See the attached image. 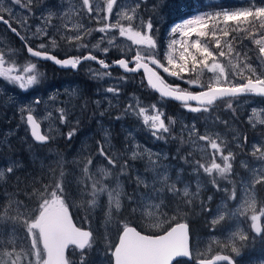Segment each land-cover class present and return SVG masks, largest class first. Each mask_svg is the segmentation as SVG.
<instances>
[{"label": "rangeland", "instance_id": "rangeland-1", "mask_svg": "<svg viewBox=\"0 0 264 264\" xmlns=\"http://www.w3.org/2000/svg\"><path fill=\"white\" fill-rule=\"evenodd\" d=\"M91 2L102 4L104 0H91ZM248 2L249 0H233V8L228 9L223 8V5L217 0H206L205 7H208L206 10L194 12L183 20L195 16H204L206 13L211 15L232 10L244 6ZM256 2L260 3L261 0H256ZM122 3L134 7V0H122ZM9 8L12 9L11 14L8 12ZM79 8V0H42V3L33 4L32 11L35 15L27 17L28 27H25L20 23V20L24 19L25 9L13 5L11 0H0V14L6 18L11 15L12 27L18 29L20 38H28L27 41L21 39L33 49H36L40 41L32 39L31 34L35 32L37 26L42 24V17H47L51 13V20H49L47 27H49L50 33L56 35L59 47L53 49L49 45V50L58 52L61 56L71 54L75 57L80 56L81 53L89 54L91 52V54L99 57L108 55L107 58L111 56L114 59L124 58L127 60L146 50L147 46H136L126 37H120L118 30L115 31V36L111 37L112 43H109L107 39H101L105 35L110 36L111 33L93 31L91 36H84V43L88 45L85 48H77L75 45L61 40L55 29L50 27L52 24L61 27L62 31L69 35H74L77 32L83 34L86 29H96L102 26L96 19H90L86 12L81 15ZM174 24L168 28L159 41L157 40V44L159 42L163 46V58L170 43V28ZM6 29L10 32L7 25L0 23V32H5ZM217 36L221 40L222 50L227 54L232 36L224 37L220 33ZM192 39L197 38L193 36ZM45 41L47 42V38ZM208 42L211 44L210 50L217 51L211 38ZM242 45L237 43V46ZM244 45L247 44L244 43ZM104 48L108 49L106 53ZM158 51L160 58L159 46ZM0 54L6 57L5 66H14L17 71L29 62H34L26 56L22 58L20 52L12 45L10 38L5 37L3 33H0ZM174 55L178 58V48L175 49ZM9 57L10 59H7ZM112 61L114 60L110 62ZM217 61L225 66L227 71H242L245 75L248 74L247 69L241 67L244 62L243 57L240 59L235 54L232 56L218 55ZM87 62L93 63L85 61L78 65L75 82L64 83L53 89L40 88L37 82L27 90H21L17 85L0 77V111L2 112V116L1 114L0 116L1 119H5L3 123L0 119V172L4 173L3 177H0V203H4L6 206L9 204L14 206L19 202L23 207L25 202L17 196L19 187L21 185L22 187L30 186L31 184L30 191L36 189L34 178L30 177L28 182L21 179L22 173L27 172L31 165L29 163L24 165L20 155H24L25 158L23 159L28 160L37 169L52 170L59 168L58 175L61 171L64 172L65 180L72 191H75L77 181L81 179L82 165L91 157L94 161L91 166L93 174H99V169L106 167L109 171L107 183L114 188L119 184L121 207L116 209L114 204L110 206L107 195L100 196L95 206L88 205L80 199L73 202L70 212L74 223L80 228L91 230L90 237L93 246L88 253V264H110L111 249L108 248V245L114 243L119 230L124 227L125 223H131L134 216L137 227L148 232H159L168 225L173 215L184 222L183 215L186 206L196 208L195 214L203 213L208 225L203 234H194L191 237V245L195 250L194 255L202 254L203 258L208 259L215 254H228L234 258L235 264H261L264 262V240L260 238L249 239L246 242L236 240L235 245L239 248V255L231 251L233 243L231 240L227 241L228 247H225L224 244L232 232L247 228V225L239 224V220L242 219L241 216L232 215L236 212V208L229 207L235 203L229 199L233 188H239L240 202L242 203L243 199L246 198L245 186L252 183L256 171H264V159H259L258 153L253 154V145L257 142L264 143V124L257 122L254 125L249 122L250 118L253 117V110L256 112L255 119L257 121L264 118V98L253 96L234 98L232 104L235 110L225 108L226 111H223L220 104H214V110L209 113H193L187 107L178 105L179 108L174 116L168 114L169 116L164 117L166 123L168 118H172L174 121V123L169 124L171 134L167 135L164 140H157L151 135L150 127L144 124L143 117H140L138 113L139 106L143 105L146 114H152V105L160 104V99L143 102V99H138L130 92L138 78L119 80L118 78L121 76L108 71L111 68L107 70L110 75L100 78L97 74L105 71L99 69L95 63L93 64L97 67H92ZM232 64L236 65L235 69L232 68ZM189 67H191L190 64ZM252 67L257 70H264L255 60L252 61ZM39 70L37 65V71L39 72ZM189 76L195 78L196 73L190 72ZM210 77L212 74L204 70L199 76V82L207 85L210 82ZM234 79L239 80V77H234ZM174 80L184 88L195 91L201 90L197 86H190L181 83L180 80ZM109 86H118L121 89L118 97L106 92V88ZM82 93L93 95H91L90 101H83L82 99L81 103L77 105L76 100ZM36 98H41L43 101L33 108L34 119L40 125L42 134L49 137V141L58 139L66 144L62 154L53 151L43 160L37 158L35 149L28 144V141L31 140L24 120L17 116L21 113L22 108L24 115L29 114L27 106L34 104ZM130 100L136 104V111L125 114L124 109L128 107ZM96 101H100L99 106H97ZM88 103L93 111L88 109ZM60 108H63L67 113L64 123H61L59 119ZM102 112L104 113L103 116H101ZM79 115L80 127L83 126L84 130L79 128L72 130V127L77 124ZM117 116L121 118L116 119ZM225 121L227 123H224ZM193 124H195L198 134L207 132L213 139L219 137L218 143L223 141L227 145L224 154L231 151L234 155L232 171L226 177L215 175V182L220 190L213 185V177L205 174L203 170L199 174L193 171V166L198 161L208 163L210 166V162L215 159L216 162L223 164L218 153L213 157L210 145H207L205 141H200L198 135L189 134L188 129ZM69 133L74 134L69 137ZM237 137L240 143L244 145L243 147L237 146ZM245 137H247V143H245ZM101 141L103 145L98 143ZM101 146L118 161V167L113 168L107 164L103 157L98 156L97 152ZM133 151L138 153L135 159L132 158ZM149 156L156 160L160 166L158 169H153L150 166ZM8 167H13L14 171L9 173ZM122 167L124 171H121ZM157 174L167 176L168 182L174 184L180 192L179 198L166 190L154 191V189H159L162 186V181L157 180ZM43 181L48 182L45 176H43ZM17 185L18 187L15 189ZM185 188L190 193L191 203H183L186 199L183 197ZM12 191H14L15 196L11 194ZM247 195L254 198L258 207H264V185L256 184L249 189ZM132 198L137 202L144 201L147 204L159 205V210L153 209L151 214H148L146 210H137L133 213L129 207L133 203ZM175 198L180 201L175 200ZM15 214L14 210L13 215ZM221 214L226 217L224 221L218 220ZM214 220H217V223L213 224ZM25 227L23 217H21V221L18 222L17 239L23 235ZM11 231V222L0 223V234L5 232L10 234ZM28 243L30 246V241ZM188 264H195V259Z\"/></svg>", "mask_w": 264, "mask_h": 264}, {"label": "snow or ice", "instance_id": "snow-or-ice-1", "mask_svg": "<svg viewBox=\"0 0 264 264\" xmlns=\"http://www.w3.org/2000/svg\"><path fill=\"white\" fill-rule=\"evenodd\" d=\"M79 2L80 14L83 15L86 12L90 19H96L102 26L96 29H86L83 34L77 32L74 35H69L67 32L62 31L61 27L52 24L50 27L55 29L60 39L75 45L77 48H85L88 45L84 43V36H91L93 31L111 33L110 36L105 35L101 39H107L109 43H112L111 37L115 36V31L118 30L119 36L126 37L133 45L140 47L147 46L146 50L137 53L133 60L126 62V59L121 58L114 63L126 73L134 74L142 69L147 85L158 92L162 99L171 98L180 101L182 102V106L187 107L193 113H209L211 110H214V104L217 101H223L229 109H232V99L234 98L249 94L264 97V70H257L252 67V61L255 60L261 68H264V0H261L260 3H257L256 0H249L246 5L232 10L221 11L211 15L206 13L204 16H195L174 24L170 28V43L164 53L163 60L159 58L155 30L156 16L160 14L163 8L168 7L162 0H155V2L153 0H134V7L126 6L122 3V0H104L102 4H93L91 0H79ZM11 3L25 9L24 19L20 20V23L28 27L27 17L35 15L32 11L33 4L42 3V0H11ZM125 8L127 10H124ZM141 9L149 13L147 20L144 19ZM8 12L11 14L12 9L9 8ZM51 16L52 14L49 13L47 17H42V24L37 26L35 32L31 34L32 39L39 40L40 42L37 44L36 49L28 46L27 51L30 56L52 61L56 65L65 68L71 67L72 69H77L78 65L83 61H95L105 70L104 73L97 74L100 78L110 75L107 71L110 65L105 60L98 59L91 52L89 54L81 53L80 56L65 59L57 58L56 55L52 54V51L49 50V45L55 49L59 47V44L56 35L50 33L49 27H47ZM0 23L7 25L17 36L20 35L18 29L12 27L11 15L6 18L3 14H0ZM220 25H223V27H220ZM241 32L243 33V37L239 35ZM218 33L224 37H229L230 33H237L231 39L236 41H241L242 39L249 40L250 43L244 46L247 50L242 51L237 48L236 44H230L229 51L226 54L222 50L221 40L217 36ZM193 36L197 39L193 40ZM21 38L25 41L28 39L27 37ZM45 38H47V42ZM209 38H211L217 51L210 50L211 44L208 42ZM176 48L179 49L178 58L174 55ZM107 51L108 49L104 48V52L106 53ZM233 54L237 57H243L244 62L241 67L247 69V75L242 71H227L226 67L217 61L218 55L232 56ZM7 59H10V57ZM5 64L6 57L0 54V77L17 85L21 90H27L30 86L38 82L40 73L37 71V63L29 62L18 71L14 66L6 67ZM130 64H134V66H130ZM189 64L191 67H189ZM232 68L235 69L236 65L232 64ZM198 69L199 71H197ZM204 70L212 74V77L209 78L210 82L207 85L199 82V76ZM160 71L168 77L180 80L183 84L197 86L201 90L199 92H193L190 88H181L179 85L174 87L165 82V79L158 74ZM190 72L196 73L195 78L189 76ZM234 77H239V80H235ZM118 79L125 80L127 78L121 76ZM120 91L121 89L118 86H109L106 88V92L112 93L113 96L117 97ZM189 101H195L197 106H189ZM41 103H43L42 99L36 98L34 104H29L27 106L29 114L26 117L23 115L24 109L22 108L21 118L22 120L26 119L32 137L36 141L44 142L49 137L41 134L40 125L34 119L33 114V108ZM96 103L99 106L100 101H96ZM59 111L61 113L59 119L61 123H64L67 113L63 108H60ZM135 111L136 104L130 100L124 112L127 114L128 112ZM151 111L152 114H146L145 107L140 105L138 115L143 117L144 124L150 127L151 135L155 139L164 140L167 135L171 134L169 124L174 123V121L172 118H168V122H165V113L159 103L153 104ZM103 115L104 113L102 112L101 116ZM255 117L256 112L253 110V117L250 118L249 122L254 125L257 122L264 124V118L257 121ZM120 118L119 116L116 117V119ZM224 123L227 122L225 121ZM188 132L192 136L198 135L200 141H205L207 145H210L213 157L217 153L219 154L220 160L223 162L222 165L216 162L215 159L210 162V166L208 163H200L198 161L193 166V171L199 174L203 170L205 174L213 177V185L220 190L219 186L216 185L215 175L218 174L226 177L232 171L233 153L229 151L227 154H224V149L227 145L223 141L218 143L220 138L213 139L207 132L205 134H198L195 124L188 129ZM73 134L69 133V137ZM244 140L247 143V137ZM98 143L103 145L102 141ZM236 144L238 147L244 146L240 143L238 137L236 138ZM257 153L259 154V159H264V143L257 142L253 145V154L255 155ZM97 154L103 157L107 161V164L113 168L119 166L118 161L109 155L103 146L98 149ZM137 155L138 153L136 151L132 152L133 159ZM93 163L94 161L90 157L82 165L81 179L77 181L75 191H72L68 186L63 171L60 172L59 177L53 171L48 182L42 181V187H37L35 191L29 192V199L32 201L31 206L25 203L22 207L19 202L14 206L12 204L6 206L4 203H0V223H12V231L10 234L7 232L0 234V264H46L47 255L46 252L41 251L37 236L39 231L38 223L41 215L53 207H58L60 210L66 211L69 219H72L70 209L76 199H80L88 205L95 206L100 196L107 195L110 206L114 204L116 209L121 207V190L119 184L114 188L107 183L109 171L106 167L100 168L99 174H93L91 171ZM149 164L153 169L160 167L151 156H149ZM7 171L12 173L14 168L8 167ZM121 171H124L123 167ZM3 175L4 173L0 172V177H3ZM157 180L162 181V186L159 189H154V191L166 190L179 198L180 192L174 184L168 182L167 176L157 174ZM256 184L264 185V171H256L252 183L245 186L246 198L243 199L242 203L240 202L241 196L238 187H234L229 196V199L235 202L233 205H229V207L236 208V212L232 215L241 216L242 219L239 220V224L247 225V228L243 230L238 229L232 232L224 242L225 247H228L227 241L231 240L233 242L231 251L237 255H239V248L235 245L236 240L241 242H246L249 239L255 240L256 238L264 240V207H258L254 198L247 195L249 189L253 188ZM183 197L186 198L183 203H191L190 193L187 188L183 190ZM132 199L133 203L129 207L133 213L137 210H146L148 214H151L153 209L159 210V205L147 204L144 201L137 202L134 198ZM14 210L15 215H13ZM21 217H23V224L26 227L23 235L17 239L18 222L21 221ZM171 219L172 221H177L175 215ZM225 219L226 217L223 214L218 217L219 221H224ZM215 223H217V220L213 221V224ZM72 227L77 231L85 232V230H82V228L74 223V220ZM124 227L125 229L131 228L137 231L127 223H125ZM90 233L91 230H87L85 235H89ZM169 233L178 236L179 242L165 256V264H188L193 259H195V264H235L234 258L228 254H215L208 259L203 258L202 254L194 255L195 250L190 243L189 230L184 223L176 222L175 226L170 225L168 229L164 230L161 234L153 236L152 239H158L160 236H165ZM138 235L148 236L147 234L141 233H138ZM92 246L90 236L83 243L78 244H69L60 241L58 248L62 264H88V253ZM117 247L118 245L116 244L108 245V248L111 249L110 264H121L116 253ZM121 252H123V249H121ZM261 264H264V262H261Z\"/></svg>", "mask_w": 264, "mask_h": 264}, {"label": "trees", "instance_id": "trees-1", "mask_svg": "<svg viewBox=\"0 0 264 264\" xmlns=\"http://www.w3.org/2000/svg\"><path fill=\"white\" fill-rule=\"evenodd\" d=\"M210 1H215V0H210ZM218 2L221 3V5H223V8H233V0H217ZM153 2H155V0H153ZM163 3H166L168 5L167 8H163L160 11V14L158 16H156V20H155V30H156V36H157V40L159 41V39H161L166 31L168 30V28L174 24L177 21L183 20L186 17L190 16L192 13L194 12H199V11H203L206 10L208 7H205V2L206 0H162ZM141 11L143 12V16L144 19L147 20L149 13L148 12H144L143 9H141ZM3 33L5 35V37H9L12 45L20 52V55L22 58H24L26 55L24 53V46L23 44H21V42L11 33L9 32L7 29L5 30V32H0ZM237 35V33H230V36H235ZM239 35L241 37H243V33H239ZM237 43H241L243 44L242 46H237ZM244 43H246L248 45V43H250L249 40L247 39H242L241 41H236V40H231V44H236L237 48H239L240 50L244 51L246 48L244 47ZM158 46L160 48V54L161 57L160 59L163 60V46L162 44L160 45L158 42ZM52 54L56 55L57 58H64V57H68V56H72L71 54L66 55V56H61L60 53L58 52H52ZM96 56V55H95ZM74 57V56H73ZM97 58L99 56H96ZM107 56L105 57H99L98 59H103L105 60L108 64H111V60H117L114 59L113 57L109 56V58H107ZM240 59L242 58L241 56L239 57ZM33 61V60H32ZM36 62V61H34ZM113 62V61H112ZM38 67H39V80H38V86L40 88H46V89H53L56 88L58 86H61L64 83H70V82H75L76 80V72L72 73L70 71H60L55 69L53 66H51L48 63H39L36 62ZM89 63L92 67H97L95 64ZM110 71L112 74H115L117 76H123L126 78H138L137 82L132 86L130 92L137 96L138 99H143V102H145V100H154V99H159L153 92H151L147 86L143 83L140 74H132V75H123L121 74L117 69H110L108 70ZM162 78L165 79L166 83L171 84L172 86H176L178 85L177 81L171 78H168L162 74H160ZM136 85V86H135ZM181 88H184L183 86L179 85ZM193 92H195V90H192ZM200 91V90H199ZM82 95V96H81ZM80 97L76 100V104L78 105L79 103H81V100L83 99V101H90V98L92 97L91 95L93 94H81ZM131 95V94H130ZM132 96V95H131ZM160 104L162 107V110L165 113V117L166 115L170 114L171 116H174L175 112L177 111V109L179 108L178 104H175L173 102H169V101H165L160 99ZM264 102V100H263ZM220 104V108L223 111H226V109H229L227 107V105L225 103H223V101H217L215 103ZM87 107L90 111H93L91 106L89 105V103L87 104ZM233 110H235V107L233 105ZM76 113V112H75ZM0 114L2 116V112L0 111ZM24 115V113H23ZM0 116V119H1ZM19 119H21V113L19 115ZM169 116V115H168ZM16 117V116H15ZM5 120V119H4ZM3 119H1V122L3 123L4 121ZM80 115L77 121V124L72 127V130H77L78 128L80 130H84L83 126L80 127ZM93 124V123H92ZM240 125H242L240 123ZM28 144L30 146H32L36 153H37V158H41L42 160L51 155L53 153V151L57 152L58 154H62V152L64 151L66 144L63 143V141H59L58 139L55 141H49L47 139V142L44 145H36L34 143H32L31 141H28ZM65 144V145H64ZM15 149H17L16 147H14ZM51 148L49 151L47 149ZM47 150V151H46ZM57 156V155H55ZM21 161L24 163V165H27L29 163L30 168H28V171L22 173V178L24 179L25 182H28V179L34 178V180L36 181V185L34 187H42V181H43V176H45L47 178V180H50V177L53 173V171H55L56 175H58L59 172V168H53L52 170H48V169H37L35 168V166L33 167V165L25 158V156L20 155ZM27 161V162H26ZM27 167V166H26ZM29 176V177H28ZM19 185V184H18ZM18 185L16 186L15 189H17ZM31 186V184H30ZM30 186H24L22 187V185L19 187V194L17 196H19V198L21 199V201H24L25 203L28 204V206L32 205V201L29 199V192L31 190ZM33 186V185H32ZM33 189V188H32ZM12 190V189H11ZM11 194L13 196H15L14 191L11 192ZM175 200L180 201L178 199L175 198ZM124 210V208H123ZM185 214L183 215L184 218V222L182 220H178L177 221H170L168 223V225L166 227H164L161 231L159 232H148L145 231L143 229H141L140 227H137L135 225V216L131 219V223L128 222L127 224L131 227H134L138 232L143 233V234H147V235H157L159 233H162L164 230H166L170 225L175 224L176 222H183L187 225L188 230H189V236L190 238L194 235V234H203L204 233V229L205 227H207V222L204 219L203 213H199V214H195L197 212L196 208L193 207H188L186 206V209L184 210ZM73 220V218H72ZM124 228V227H123ZM120 231V230H119ZM118 234V233H117ZM117 237V236H116ZM116 239V238H115ZM115 242V241H114ZM114 244V243H113Z\"/></svg>", "mask_w": 264, "mask_h": 264}, {"label": "water", "instance_id": "water-1", "mask_svg": "<svg viewBox=\"0 0 264 264\" xmlns=\"http://www.w3.org/2000/svg\"><path fill=\"white\" fill-rule=\"evenodd\" d=\"M10 32L21 42V44H23L24 53L27 58L33 61L39 62V63H48L51 66H53L55 69L60 70V71L68 70L72 73L76 72L77 69H72L71 67H67V68L61 67L59 65H56L52 61H47V60L31 57L27 51L28 45L19 36L13 33L11 30ZM69 57H73V56H68V57H64L60 59H65ZM134 57L135 56L126 60V62L133 60ZM118 59H121V58H118ZM115 61L109 64L110 65L109 69L116 68L123 75L133 74V73L124 72L123 69L115 65L114 63ZM91 62L95 63L99 69L105 71L95 61H91ZM130 66H134V64H130ZM134 74H140L141 79L143 83L147 86V88L151 92H153L159 99H162L158 92L151 89L147 85L146 79H144V73L142 69ZM158 74L159 75L162 74L166 76V74H164L162 71H160ZM168 78L173 79L172 77H168ZM195 92H199V91H195ZM245 96L260 97V96H255L251 94L242 95L240 97H245ZM260 98H264V97H260ZM162 100L173 102L178 105H182V102L176 101L171 98H163ZM188 104L192 106H197L195 101H189ZM26 116H27V113L24 115V117ZM24 124L26 126L29 139L31 140L32 143L36 145H44L47 142V139L44 142L36 141L31 135V130L29 126L27 125L26 119L24 120ZM40 132L42 134L41 127H40ZM72 222L73 220L68 218L67 212L60 210L58 207L52 208L51 210L46 211L44 214L41 215L39 223H38L39 231L37 235H38V239L40 242V247L43 252H46V255H47L46 264H62L61 259H60V252L58 248V243L60 241H64L69 244L70 243L78 244V243H83L85 240L89 238L90 234L85 235V232H87V229L82 228V230H85V232L77 231L76 229L72 227ZM179 223H183V222H179ZM171 226H175V224ZM138 233L140 232L134 231L131 228L125 229V227L122 228L118 232L114 244L118 245V247L116 248V253H117L118 258L121 261V264H165V259H164L165 256L179 242V237L174 235L173 233H169L168 235H165V236H160L158 239H152V237L155 235L142 236V235H138ZM190 243H191V238H190ZM121 249H123V252H121ZM109 256H110V261H111V255Z\"/></svg>", "mask_w": 264, "mask_h": 264}, {"label": "flooded vegetation", "instance_id": "flooded-vegetation-1", "mask_svg": "<svg viewBox=\"0 0 264 264\" xmlns=\"http://www.w3.org/2000/svg\"><path fill=\"white\" fill-rule=\"evenodd\" d=\"M133 57V56H132ZM128 60V59H127ZM111 69H116V68H111ZM247 97V96H246ZM53 208H55V207H53ZM115 243V242H114Z\"/></svg>", "mask_w": 264, "mask_h": 264}, {"label": "bare ground", "instance_id": "bare-ground-1", "mask_svg": "<svg viewBox=\"0 0 264 264\" xmlns=\"http://www.w3.org/2000/svg\"><path fill=\"white\" fill-rule=\"evenodd\" d=\"M233 149V148H232ZM241 149V148H240ZM261 162V161H260Z\"/></svg>", "mask_w": 264, "mask_h": 264}]
</instances>
